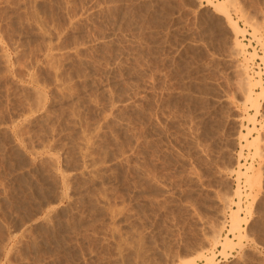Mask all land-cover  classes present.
<instances>
[{"label": "rangeland", "instance_id": "1", "mask_svg": "<svg viewBox=\"0 0 264 264\" xmlns=\"http://www.w3.org/2000/svg\"><path fill=\"white\" fill-rule=\"evenodd\" d=\"M226 6L264 88V0ZM213 9L0 0V264H264V94Z\"/></svg>", "mask_w": 264, "mask_h": 264}, {"label": "bare ground", "instance_id": "2", "mask_svg": "<svg viewBox=\"0 0 264 264\" xmlns=\"http://www.w3.org/2000/svg\"><path fill=\"white\" fill-rule=\"evenodd\" d=\"M206 2L208 3V5H210L211 7L214 8L213 10L216 13H220L221 15H223V17L226 20L227 27L229 28V30L233 34V55L243 58V63L239 64V66H240V68H239L240 71L239 72L241 73V79H240V81H241V87H240L241 88V92H242L243 96L245 97L244 100L247 101V102H250V104L252 105V103L254 104L255 100L258 98L257 96H259V93L256 92V89L261 87V84H260V79H258V78L256 79L255 78V74L253 73L254 71L251 72L249 67H248V65H246L248 60H252L253 59L254 53H252V52L249 53L246 50V44L243 43V41H242V39L244 37L245 30L242 29L238 25V22L236 20H234L229 15V13L227 12V11H229L228 10L229 7L226 6V2L229 3L230 0L229 1L228 0H225V1L224 0L223 1L222 0H206ZM217 10H219L220 12H218ZM250 29H252V32H251L252 39L256 40L257 43H259L260 45H264V42H261V39H260V37L258 35V31L256 30V28L252 27ZM262 65H264V63H262ZM256 76H258V72H257ZM261 93L264 94V88H262V87H261ZM261 93H260L259 97H261ZM256 113H258V106H255V114L253 113V115H248V114L246 115V113H245V115H246L245 118L249 121V123H251V125H252L251 129H253V130H254L253 127H254V123H255V119H254L255 116L254 115H256ZM249 132H251V131L246 126H245V132H241V133L239 132V138L240 139L242 138L244 143H245V144L241 145L242 147L247 145V144H249L248 139L246 138V136L249 134ZM241 165L242 164H237L236 173H237V175H244L245 176L246 173L248 172L249 168L245 167L244 168L245 170L241 171V169H240ZM248 178H249V175H248ZM253 179H255V178H253ZM248 180H250V179H248ZM235 195H237V197L239 199L240 192H238L236 190ZM234 205H236V207H235L236 209L232 210L231 213H230V224L229 225H230V231L232 232V235L235 236L237 238V240L239 239L238 241H240V238L243 237L242 232L244 230L243 226H241V221H242V223L244 221V224H245L246 220L242 216L239 215V212L242 210V208H241V206L239 204V201L235 202ZM218 236H219L218 234L214 236V239H212V240H214L213 241V245H211V246H213L212 248H214V246H216L217 244L220 243V245L222 246V250H220L219 252L225 258L228 255V252H229V251L227 252V250L228 249H232L234 247V244H236V243L234 241H232L231 238H226L225 236L222 239L223 241H219L220 239L218 238ZM238 243H240V242H238ZM211 250L212 249H210V251H208L209 252L208 254H201L200 255V257L202 258V261H203L204 264H215L214 263V254L215 253H214V251H211ZM187 263H189V262H187Z\"/></svg>", "mask_w": 264, "mask_h": 264}]
</instances>
